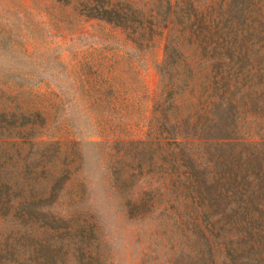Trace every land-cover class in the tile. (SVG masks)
<instances>
[{
	"label": "trees",
	"instance_id": "1",
	"mask_svg": "<svg viewBox=\"0 0 264 264\" xmlns=\"http://www.w3.org/2000/svg\"><path fill=\"white\" fill-rule=\"evenodd\" d=\"M78 5L140 48L165 38L154 106L165 135L114 162L122 217L164 248L176 240L161 264H264V0ZM32 138L0 135V264H114L97 222L62 200L58 143Z\"/></svg>",
	"mask_w": 264,
	"mask_h": 264
},
{
	"label": "rangeland",
	"instance_id": "2",
	"mask_svg": "<svg viewBox=\"0 0 264 264\" xmlns=\"http://www.w3.org/2000/svg\"><path fill=\"white\" fill-rule=\"evenodd\" d=\"M80 1L0 0V135L57 142L51 173L70 171L62 200L97 222L111 261L161 264L176 240L164 248L160 233L133 230L110 175L128 150L165 135L154 113L165 38L140 48L123 28L83 14Z\"/></svg>",
	"mask_w": 264,
	"mask_h": 264
}]
</instances>
